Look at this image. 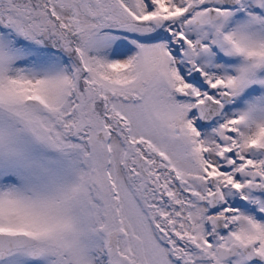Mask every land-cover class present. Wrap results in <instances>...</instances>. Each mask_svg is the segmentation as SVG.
I'll list each match as a JSON object with an SVG mask.
<instances>
[{
	"label": "snow or ice",
	"instance_id": "6c2138e0",
	"mask_svg": "<svg viewBox=\"0 0 264 264\" xmlns=\"http://www.w3.org/2000/svg\"><path fill=\"white\" fill-rule=\"evenodd\" d=\"M0 264H264V0H0Z\"/></svg>",
	"mask_w": 264,
	"mask_h": 264
}]
</instances>
